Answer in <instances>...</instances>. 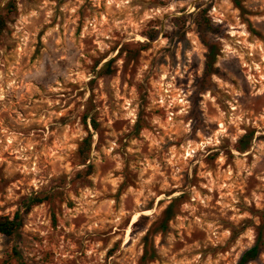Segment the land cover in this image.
Masks as SVG:
<instances>
[{
	"label": "rangeland",
	"instance_id": "1",
	"mask_svg": "<svg viewBox=\"0 0 264 264\" xmlns=\"http://www.w3.org/2000/svg\"><path fill=\"white\" fill-rule=\"evenodd\" d=\"M17 212L0 264H264V0H0Z\"/></svg>",
	"mask_w": 264,
	"mask_h": 264
},
{
	"label": "trees",
	"instance_id": "2",
	"mask_svg": "<svg viewBox=\"0 0 264 264\" xmlns=\"http://www.w3.org/2000/svg\"><path fill=\"white\" fill-rule=\"evenodd\" d=\"M207 23V21H206ZM208 48V53L206 56V68L204 71L203 76L200 79L201 85L208 83L210 75L213 73V63L216 58V47L211 44H207ZM88 141H86V144ZM89 144V143H88ZM89 159V154L85 153L83 156V163H85ZM41 199H35L31 203V205H28L27 208L25 209V213H28L30 210V207L34 204L41 203ZM174 201L170 202V204L163 210L160 221H159V231H164L168 227L169 221L173 217V203ZM21 214L17 212L13 218L9 217H0V234L5 235V236H12L15 234V232L19 229L21 226ZM145 219L144 217H141L135 225L141 220ZM260 237L258 238L257 242L247 250H245L242 255L239 258V261L237 264H248L252 261H255L258 258L259 252H260ZM144 242V252L140 258V264H145V262H151L156 258V253L154 251L153 246L148 248V243H149V238H148V233L143 238ZM14 255H16L17 259L20 257L19 254L14 250Z\"/></svg>",
	"mask_w": 264,
	"mask_h": 264
}]
</instances>
